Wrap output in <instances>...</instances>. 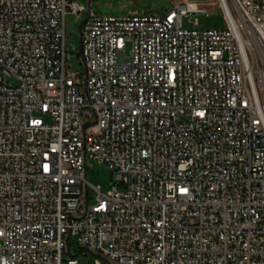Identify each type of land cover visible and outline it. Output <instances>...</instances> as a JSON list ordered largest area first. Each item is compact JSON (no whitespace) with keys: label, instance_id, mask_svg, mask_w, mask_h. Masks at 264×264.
Segmentation results:
<instances>
[{"label":"built area","instance_id":"2783aa9c","mask_svg":"<svg viewBox=\"0 0 264 264\" xmlns=\"http://www.w3.org/2000/svg\"><path fill=\"white\" fill-rule=\"evenodd\" d=\"M219 3L211 29L188 0L89 9L73 77L85 6L0 0V264H264V0ZM90 158L114 174L94 202Z\"/></svg>","mask_w":264,"mask_h":264},{"label":"rangeland","instance_id":"374dc122","mask_svg":"<svg viewBox=\"0 0 264 264\" xmlns=\"http://www.w3.org/2000/svg\"><path fill=\"white\" fill-rule=\"evenodd\" d=\"M76 1L85 6V9L77 13H67L65 15V50L70 53L66 60L65 72L75 77L84 71L85 66L80 55V26L87 16L89 9L97 14H108L113 16H124L133 14H163L173 7L177 0H67ZM193 6H197L204 11L190 14L183 17V26L186 28H223L226 19L222 12L219 0H188ZM195 19L197 22L195 23ZM129 59V45L126 47V54H118V61ZM85 121H89L85 119ZM95 130V124L89 126V132ZM86 179L90 184L87 188L89 202H94L97 192L93 187H97L101 192L106 193L114 181V174L108 165L97 159L90 158L87 161ZM93 186V187H92ZM77 257L87 264H93L94 256L91 253L77 255Z\"/></svg>","mask_w":264,"mask_h":264},{"label":"bare ground","instance_id":"6f19581e","mask_svg":"<svg viewBox=\"0 0 264 264\" xmlns=\"http://www.w3.org/2000/svg\"><path fill=\"white\" fill-rule=\"evenodd\" d=\"M193 6V5H192ZM194 7V6H193Z\"/></svg>","mask_w":264,"mask_h":264}]
</instances>
